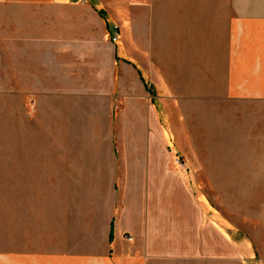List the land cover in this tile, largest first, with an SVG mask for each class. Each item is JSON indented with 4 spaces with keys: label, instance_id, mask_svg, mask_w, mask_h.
Returning a JSON list of instances; mask_svg holds the SVG:
<instances>
[{
    "label": "crops",
    "instance_id": "crops-1",
    "mask_svg": "<svg viewBox=\"0 0 264 264\" xmlns=\"http://www.w3.org/2000/svg\"><path fill=\"white\" fill-rule=\"evenodd\" d=\"M161 73L197 75L192 148L215 120L235 156L167 157L142 78ZM0 90L32 105L7 177L0 160V264H226L220 203L264 207V0H0Z\"/></svg>",
    "mask_w": 264,
    "mask_h": 264
},
{
    "label": "rangeland",
    "instance_id": "rangeland-1",
    "mask_svg": "<svg viewBox=\"0 0 264 264\" xmlns=\"http://www.w3.org/2000/svg\"><path fill=\"white\" fill-rule=\"evenodd\" d=\"M120 25L109 24L108 26V43L115 44L118 49L120 45ZM167 52V49H164ZM196 74L185 73H161V74H142L143 81L150 85L151 94L154 103L152 106L158 116L161 131L167 136L165 152L167 157L178 163L187 164V161L196 162L203 154L202 159L222 160L226 155L233 157L236 153L222 151L224 145V137L216 136L217 129L215 120H206L204 124V141L192 148L190 137L185 135L187 128L185 116V95H191L196 92L200 93V89H193L192 79ZM192 78V79H191ZM211 79V77H210ZM204 90V89H203ZM218 89H208L209 94L217 92ZM204 93V91H203ZM175 105H172L174 104ZM108 109L114 112L116 103L110 100ZM18 112L16 105H10L8 90H0V160H1V176H8V146L11 142L13 133V142L17 136V143L22 142V132L25 125L30 124L26 118L32 116L31 101L28 102V109ZM17 117L18 119H12ZM12 119V120H11ZM211 122V124H210ZM194 123V122H193ZM192 121L189 122V128H192ZM201 130V127H198ZM200 145L203 146L200 147ZM202 149L203 152L197 151ZM196 149V150H195ZM258 188V192H259ZM258 195L257 193L255 196ZM9 184L7 179H0V257L8 256V225H7V209L9 202ZM217 204V201H212ZM224 203V204H223ZM220 205L224 209L225 218V256L226 264H264V207L263 200L252 201L250 207L242 208L240 215H233L232 200L225 199ZM219 205V207H221ZM256 207V208H255ZM6 221V222H5ZM234 245L237 249L233 248ZM232 260H235L233 262Z\"/></svg>",
    "mask_w": 264,
    "mask_h": 264
},
{
    "label": "trees",
    "instance_id": "trees-1",
    "mask_svg": "<svg viewBox=\"0 0 264 264\" xmlns=\"http://www.w3.org/2000/svg\"><path fill=\"white\" fill-rule=\"evenodd\" d=\"M109 238H111V231L109 232Z\"/></svg>",
    "mask_w": 264,
    "mask_h": 264
}]
</instances>
